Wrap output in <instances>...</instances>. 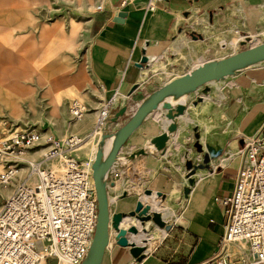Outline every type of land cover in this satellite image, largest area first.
<instances>
[{"label":"crops","instance_id":"1","mask_svg":"<svg viewBox=\"0 0 264 264\" xmlns=\"http://www.w3.org/2000/svg\"><path fill=\"white\" fill-rule=\"evenodd\" d=\"M262 1L167 0L159 2L150 11L145 8V0H133L125 5H121L120 0H103L102 8L92 19L93 33L87 61L98 92L93 94L88 113L69 129L80 136L88 134L96 124L101 106L114 98L115 106L99 130L101 134L114 133L149 94L165 82L204 60L223 57L214 56L216 50L210 41L205 42L207 39L193 38L192 34L198 31L193 26L199 25L204 32L207 28L221 30V13L231 8L248 13L257 21L264 17ZM240 17L243 26L247 27L245 19ZM257 23L255 30L261 28ZM246 31L251 35L249 30ZM242 39L235 30L228 41L233 52ZM200 43H206L207 50L193 53ZM216 44L221 46V41ZM183 52L187 57L185 65L178 62ZM209 53L212 56L205 58ZM144 55L148 57L147 63L137 65ZM259 63L190 92L189 100L192 95L198 96L199 91L206 90V97L195 105L196 111L192 114L187 110L173 121L166 116L167 109L160 105L147 114L127 138L107 172L106 189L111 213L128 214L141 200L144 204L150 202L154 210H158L154 206L159 207L164 219L172 215L173 221L170 228L165 229L167 233L164 232L149 250L143 251L144 257L140 261L132 256L130 247L117 243L116 231L110 226V242L101 264H198L212 256L226 221L221 198L230 194L234 187L239 167L238 150L264 121V60ZM157 66L167 76L163 77L165 82L160 86L153 80L161 73L155 71ZM134 86L136 88L131 92ZM172 100L179 101L178 97ZM123 106L126 111L118 116L117 112ZM173 122L174 130L169 133L164 147L157 148L154 140L167 132ZM94 136H97L94 132L89 135L90 139ZM194 144L201 147L199 158L208 154L209 161L194 176L188 177L189 184H186L185 163ZM144 192H149L150 197ZM176 192L182 193V198L174 199V213L170 206L158 204V195ZM134 224L139 228L135 220L127 218L119 227ZM142 228L157 234L161 229L154 228L151 220L141 225ZM127 237L129 241L139 240L136 234L128 233ZM142 241L146 248L147 240Z\"/></svg>","mask_w":264,"mask_h":264},{"label":"rangeland","instance_id":"2","mask_svg":"<svg viewBox=\"0 0 264 264\" xmlns=\"http://www.w3.org/2000/svg\"><path fill=\"white\" fill-rule=\"evenodd\" d=\"M102 3L103 0H0V128H32L41 134L38 145L28 150L22 156L23 159L20 158L21 167L40 162L57 175H62L65 170L64 161L72 157L81 163L82 168L89 170L86 163L97 148L98 142L95 143V140H99L104 133L90 139L89 135L95 132L94 128L85 136L71 131L70 126L77 121L70 118L68 105L77 99L86 105L88 113V107L94 100L93 94L98 92L88 71L87 61L93 33L92 19L98 11L97 6ZM239 13L247 27L243 26ZM256 22L261 27L258 30L254 29ZM193 28L198 30L195 32L199 35L196 39H207L205 42L210 41L209 44L214 46L215 57L227 56L234 51L228 41L235 30L243 36L235 51L264 42V17L255 21L248 13L237 12L236 8L221 13V30L207 28L208 31L204 32L199 25ZM258 32L256 37H252ZM218 40L221 46L215 45ZM205 46L206 43H200L193 53L196 50L204 52L207 50ZM211 56L212 53L205 54V58ZM180 58L178 62L185 65L187 57L184 52ZM155 71L161 72L153 77L160 86L165 82L163 77L166 74L158 66ZM199 96L204 99L206 94L199 91L198 96L192 95L191 100L187 99L184 113L187 110L191 114L196 111L195 105L201 102ZM49 136L52 137L51 141L47 140ZM70 138H74L75 142H68ZM55 142H59L60 153H66L63 158L55 154L52 156V164H46L47 159L42 154L37 153L35 158L31 157L32 152L40 151L49 144L54 145ZM198 145L194 144L192 152L188 153L189 159L184 169L186 184H189L188 177L194 176L203 162L204 155L199 158L201 147ZM52 165L55 167L52 168ZM27 174L28 169H21L16 179L20 181ZM11 190V185L0 187V204ZM156 198L161 207L170 206L174 213V199L180 200L182 193L158 195ZM171 217L163 219L166 224L172 223ZM153 227L158 226L153 223ZM44 263L55 264L53 260Z\"/></svg>","mask_w":264,"mask_h":264},{"label":"built area","instance_id":"3","mask_svg":"<svg viewBox=\"0 0 264 264\" xmlns=\"http://www.w3.org/2000/svg\"><path fill=\"white\" fill-rule=\"evenodd\" d=\"M132 1L120 0V4ZM165 1L145 0V8L152 11ZM114 101L101 106L94 131L101 130ZM86 112V105L77 99L68 105L71 119H81ZM40 139L36 129L0 128V187L12 186L0 204V264H39L41 260L81 264L97 218L92 170L82 168L72 157L64 161L62 175L32 162L27 177L18 181L20 158ZM68 142H75L74 138ZM58 146L55 142L45 158L62 152ZM238 155L234 187L221 198L226 217L223 232L212 256L198 264H264V121L244 140Z\"/></svg>","mask_w":264,"mask_h":264},{"label":"water","instance_id":"4","mask_svg":"<svg viewBox=\"0 0 264 264\" xmlns=\"http://www.w3.org/2000/svg\"><path fill=\"white\" fill-rule=\"evenodd\" d=\"M192 36L194 39L199 37L197 34H192ZM263 60L264 42L251 44L249 47L227 56L204 60L188 72L172 78L149 94V96L136 108L130 118L114 133L102 134V140L115 134V142L110 152L105 157H103L101 149H97L94 161L91 165L92 179L97 200V218L91 245L81 264H101L104 251L110 242V226L116 231L115 235L117 243L122 246L130 247V253L135 260L140 261L144 257L143 251L145 250V245L129 241L127 237L128 233L133 235L137 234L139 232L138 227L135 224L130 225L127 228L119 227L120 223L127 216L135 217V219L143 226L145 222L151 220L159 228H164L166 230L170 228V225L165 223L159 211L153 210L150 204H144L141 200L136 202L134 210L130 211L128 214L111 213L109 208L106 189L107 172L115 161L122 145L126 142L131 133L139 126L145 116L161 105V107L167 109L166 116L174 121L176 116L184 113L185 103L172 105L164 100L168 94H189L208 82L222 79L240 69L259 63ZM147 61L148 57L144 55L137 65L142 66L144 63L146 64ZM135 88L136 86L132 88L131 92ZM203 91L205 92L206 90ZM199 100H203L202 96H199ZM125 111L126 106H123L119 109L117 115L119 116ZM173 130L174 122L168 128L167 132L157 136L153 142L155 146H157V148L164 147L165 142L169 137V133ZM208 161L209 156L208 154H205L200 167H204ZM144 193L150 195L149 192ZM145 230L146 229L142 228L143 232H145Z\"/></svg>","mask_w":264,"mask_h":264},{"label":"bare ground","instance_id":"5","mask_svg":"<svg viewBox=\"0 0 264 264\" xmlns=\"http://www.w3.org/2000/svg\"><path fill=\"white\" fill-rule=\"evenodd\" d=\"M234 53V52H233ZM200 64V63H199ZM198 65V64H197ZM195 67V66H194ZM191 70V69H190ZM188 72V71H187ZM212 82V81H211ZM187 96H188V94H168L166 97H165V99L164 100H166V101H168L169 103H171L172 105H176V104H178V103H186V99H187ZM175 97H178V99H179V101H177V102H175V101H173L172 99H174ZM95 134H97V135H100V131H96V132H94ZM114 142H115V134H113V135H111V136H109V137H107V138H105L104 140H102V138H100L99 139V141H98V144H97V148H96V150L97 149H101V151H102V154H103V157H105V156H107L108 155V153L110 152V150H111V148L113 147V145H114ZM53 145L52 144H49V145H47V146H44L42 149H39L40 151H34V152H32L31 153V157H33V158H35L36 156H34V155H37V153H39V154H42V157H45V155H46V153H47V151L52 147ZM74 150V149H73ZM96 150H95V152H96ZM30 152V151H29ZM66 153H58L57 154V157L59 158V157H64V155H65ZM94 156H95V154H94ZM22 158V157H21ZM23 159V158H22ZM93 159H94V157H93ZM92 159V160H93ZM52 160H53V158L51 157V158H48L46 161H45V163L46 164H52L51 162H52ZM86 166L89 168V170H91V160L88 162V163H86ZM52 168L53 167H55V165H52L51 166ZM57 167V166H56ZM22 170H27L28 169V167H26V166H23L22 168H21ZM55 170V169H54ZM145 196H148V197H150V195H146V194H144ZM156 195V194H155ZM157 196V195H156ZM147 203H149L150 204V206H151V203L150 202H147ZM151 208H152V206H151ZM153 208H155V209H158L159 210V207H157V206H154ZM154 210V209H153ZM158 210H156V211H158ZM160 212V211H159ZM161 217L163 218V216H162V214H161ZM132 219L133 221L135 220L136 221V223L139 225V232L136 234L137 235V237H138V242H135L134 240V242L135 243H137V244H144L143 243V241H142V239H146L147 240V242H148V244H147V246H146V248L145 249H147L148 248V250L151 248V246H152V244L154 243V242H157L160 238H161V236L164 234V232H166V230L164 229V228H159V227H157L158 229H160L159 230V232H158V234L157 233H155V232H153V233H155V234H153L152 232H143L142 231V229H141V223L139 222V221H137L135 218H131V217H126V218H124V219ZM124 219H123V221H124ZM164 219V218H163ZM148 226V225H147ZM167 233V232H166ZM150 241V242H149ZM149 246V247H148ZM107 249V248H106ZM39 264H45L44 263V260H41L40 262H39ZM58 264H65L64 262H59Z\"/></svg>","mask_w":264,"mask_h":264}]
</instances>
